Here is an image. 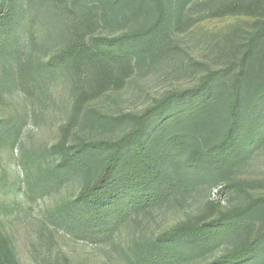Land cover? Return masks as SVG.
<instances>
[{"label": "rangeland", "instance_id": "obj_1", "mask_svg": "<svg viewBox=\"0 0 264 264\" xmlns=\"http://www.w3.org/2000/svg\"><path fill=\"white\" fill-rule=\"evenodd\" d=\"M92 1L0 0V264H128L141 252L159 255V248L176 264H264V242L239 263L220 262L234 249L231 234L211 247L159 240L186 223L216 225L223 213L253 200L261 201L257 214L229 223H251L254 240L264 231V109L252 118H260L263 128L242 133L248 149L232 153L222 166L209 157L194 162L190 153L195 139L202 152L217 154L224 104L209 101L214 107L205 108L201 93L173 103L145 148L156 171L137 170L129 179V190L164 197L146 212L115 213L111 205L81 199L104 158L77 150L83 143L122 139L135 130L134 117L170 94L196 91L211 72H236L256 18H209V7L230 0H188L181 19L197 22L159 43L157 54L131 51V68L105 61L112 80L107 87L88 67L56 59L79 31L76 7ZM100 37L84 41L93 47ZM159 120L143 122L149 125L142 140Z\"/></svg>", "mask_w": 264, "mask_h": 264}, {"label": "trees", "instance_id": "obj_2", "mask_svg": "<svg viewBox=\"0 0 264 264\" xmlns=\"http://www.w3.org/2000/svg\"><path fill=\"white\" fill-rule=\"evenodd\" d=\"M187 7L188 0H93L92 5L88 2L80 4L76 7L79 31L56 59L63 64L71 62L77 63L79 68L88 67L94 74L102 77L108 87L112 80L107 75L110 68L106 67L104 70L105 61L128 69L131 65L127 55L131 51L138 53L141 49H146L148 53L157 54L159 43L168 39L173 32L186 31L197 22L189 17L182 21L180 14L187 11ZM207 15L209 18L228 15H247L256 18L254 25L257 30L243 44L237 62L239 69L227 77H217L216 72H211L202 78L201 86L196 91L170 94L141 117H134L135 130L114 143L81 144L77 149L81 151L80 153L89 150L102 152L104 158L100 176L92 186H86L82 190L79 195L81 199L111 205L115 213L146 212L158 201L163 200L164 197L160 195L151 196L140 194L139 190H129L128 184H132L129 179L137 170L139 174L149 173L152 169L156 171L157 167L152 168L149 163L150 158L146 156L148 150L145 148L148 147L155 131L165 122L164 118L171 114L172 104L192 99L195 94L201 93L198 97L201 106L212 108L214 106L209 101H213L223 103L225 110L221 114L224 119V136L215 146L217 154L214 153L213 157L200 150L197 140L188 136L183 138L194 141L190 153L194 162L205 161L209 157L212 159L211 162L218 161L222 166L229 165L232 153L244 151L249 147L248 143L241 142L243 131L250 129L256 134L263 128L260 118H256L255 121L252 118L260 108L264 109V0H230L219 6L212 5ZM93 34H99L101 40L93 42L92 47L84 40ZM82 101H85V98ZM159 117L160 120L151 128L152 131L146 133L149 138H146V141L142 140L143 129L149 125V122L144 124L143 122L157 120ZM249 119L251 122L246 128ZM83 167L85 168L84 165ZM259 203L261 201L253 200L228 210L215 222L216 225L183 224L169 233L162 234L159 240L180 238L210 246L215 239L231 234L234 236V249L218 260L224 263H239L256 253L257 246L264 242V231L254 240L255 228L251 223L233 225L229 221L246 214L254 216L257 214L256 208ZM160 251L161 248L159 255L141 252L139 260L128 264H176L175 259L168 258Z\"/></svg>", "mask_w": 264, "mask_h": 264}]
</instances>
